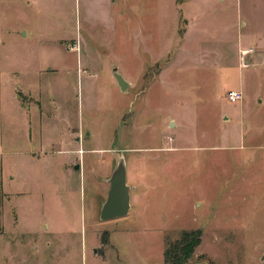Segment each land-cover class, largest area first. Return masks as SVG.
<instances>
[{
    "label": "rangeland",
    "instance_id": "374dc122",
    "mask_svg": "<svg viewBox=\"0 0 264 264\" xmlns=\"http://www.w3.org/2000/svg\"><path fill=\"white\" fill-rule=\"evenodd\" d=\"M242 17L237 0H0V264H164L193 230L189 264H264V53L235 58ZM44 46L69 67L40 72ZM120 156L131 208L100 221Z\"/></svg>",
    "mask_w": 264,
    "mask_h": 264
},
{
    "label": "crops",
    "instance_id": "0c3cea01",
    "mask_svg": "<svg viewBox=\"0 0 264 264\" xmlns=\"http://www.w3.org/2000/svg\"><path fill=\"white\" fill-rule=\"evenodd\" d=\"M237 1L243 2L244 17H242L243 18L242 19L243 24L241 26L242 30H240V34H238V36L236 37L237 49L235 51V58H236V52L239 49L243 50L242 48H245V47L246 49H248L247 48L248 45H251V44H254V45L258 44L260 47V50L263 51L264 53V0H237ZM190 19H191V26H193L195 22L194 16L191 15ZM45 47L46 49H44V52H45L46 57L48 58V61L46 65L43 66V68L40 70V72H43V70L50 71L51 69L54 70V72H58L59 69L65 70L69 67L67 64L70 60L69 55L73 53L67 52L62 48H58L54 46L52 47L44 46V48ZM262 57H264V54L262 55ZM75 62L77 65L81 64V55L78 56V60H75ZM234 88H237V87H234ZM74 129H75L74 127L70 128V130H74ZM68 152L71 155L72 154L76 155V150L75 152L74 151L73 152L68 151ZM68 152L66 151L65 153H68ZM130 200H131V196H130ZM130 208H131V204H130Z\"/></svg>",
    "mask_w": 264,
    "mask_h": 264
},
{
    "label": "water",
    "instance_id": "95a60500",
    "mask_svg": "<svg viewBox=\"0 0 264 264\" xmlns=\"http://www.w3.org/2000/svg\"><path fill=\"white\" fill-rule=\"evenodd\" d=\"M114 78L120 90L125 91L127 84L123 78L116 73V71L114 73ZM78 168L79 166L76 165L74 170H78ZM107 183L109 188L106 199L100 208V221L123 218L129 213L131 188L126 181V166L123 156L117 158L116 165L113 168Z\"/></svg>",
    "mask_w": 264,
    "mask_h": 264
},
{
    "label": "trees",
    "instance_id": "16d2710c",
    "mask_svg": "<svg viewBox=\"0 0 264 264\" xmlns=\"http://www.w3.org/2000/svg\"><path fill=\"white\" fill-rule=\"evenodd\" d=\"M201 242V232L199 230L182 232L175 242H167L163 253L164 264H189V260L194 250Z\"/></svg>",
    "mask_w": 264,
    "mask_h": 264
},
{
    "label": "built area",
    "instance_id": "2783aa9c",
    "mask_svg": "<svg viewBox=\"0 0 264 264\" xmlns=\"http://www.w3.org/2000/svg\"><path fill=\"white\" fill-rule=\"evenodd\" d=\"M251 53H252V49L240 50L239 56H240V61L243 64V66H245V67L248 66L245 63V59H246V56L250 55ZM225 99H226L227 103H229V104H236V103H239L242 101L243 95L240 91L230 90L226 93ZM80 153H82L81 148H80L78 154H80Z\"/></svg>",
    "mask_w": 264,
    "mask_h": 264
}]
</instances>
